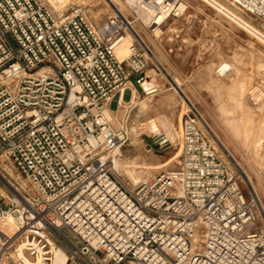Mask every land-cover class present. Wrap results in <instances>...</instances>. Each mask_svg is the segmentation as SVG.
I'll return each instance as SVG.
<instances>
[{"label": "built area", "instance_id": "1", "mask_svg": "<svg viewBox=\"0 0 264 264\" xmlns=\"http://www.w3.org/2000/svg\"><path fill=\"white\" fill-rule=\"evenodd\" d=\"M227 1L264 23V0ZM122 2L94 23L82 8L0 0V157L37 192L0 172V264H55L59 251L65 264H264L260 199L252 185L243 191L245 170L191 101L177 170L134 188L115 175L130 117L114 113L131 107V77L171 79L140 32L155 38L188 9L186 0Z\"/></svg>", "mask_w": 264, "mask_h": 264}, {"label": "rangeland", "instance_id": "2", "mask_svg": "<svg viewBox=\"0 0 264 264\" xmlns=\"http://www.w3.org/2000/svg\"><path fill=\"white\" fill-rule=\"evenodd\" d=\"M44 1L57 14L85 9L94 23L106 20L114 14L116 8L124 10L122 0H65L62 7L55 6L51 0ZM216 2L235 19L208 1L186 0L188 9L184 18L174 23L195 24L196 27L189 32L192 39L198 37V25L207 24V29L212 30L211 33L221 41V75L192 80L158 76L153 70L147 72L151 81L158 84L157 91L146 94L138 86V103L131 104L128 110L120 109L114 113L121 121L127 115L130 117V138L122 148L113 152L116 160L114 173L125 185L134 188L141 183L153 181L162 173L177 170L182 158L183 117L188 111L186 103L189 100L200 109L211 129L240 162L247 174L242 189L248 194L252 185L264 210V40L239 22L248 25L262 36L264 23L244 14L227 0ZM165 29L166 27L162 28L163 31ZM174 32L181 35L178 30ZM140 33L149 45L154 44L153 36L143 30ZM182 34L189 35L187 31H182ZM161 35L162 31L158 30L156 36ZM207 37L209 32L205 38ZM193 49H197L200 54L209 55L212 48L195 45ZM157 55L158 60L165 63L163 56L158 53ZM211 73L208 71L207 74ZM133 81L137 83L135 78ZM131 97V92L127 91L124 100L129 101ZM111 109H116V101L111 104ZM151 121L155 122L153 125L160 131L168 132L173 138L170 147L157 148L150 132L142 133L137 129L138 125ZM163 164L165 167L160 169L159 166ZM0 172L16 186L37 195L33 185L2 157ZM263 210L258 223V228L262 230ZM5 264L12 262L6 261Z\"/></svg>", "mask_w": 264, "mask_h": 264}, {"label": "crops", "instance_id": "3", "mask_svg": "<svg viewBox=\"0 0 264 264\" xmlns=\"http://www.w3.org/2000/svg\"><path fill=\"white\" fill-rule=\"evenodd\" d=\"M206 25L207 24L205 23L198 25V30L200 32L197 35L198 37H196L197 39H192L190 37L192 34L189 32L192 31V28L196 27L193 23H183L181 25L175 23L167 24L165 26L166 29L164 31L161 30V36H156L155 38L153 37L154 44L150 46L156 56H158V53L165 59V63L161 62V64L170 77L174 76L182 79L198 80L208 77L215 78L216 75H221V41L219 38H216L213 33H211L212 30L209 28L207 29ZM172 30L173 32H171ZM176 30L181 32V35L175 34L174 31ZM182 31H187L189 35L182 34ZM207 32H209V37L205 38V36H207ZM179 36L181 37L180 39ZM210 36H213V38ZM195 45H204L212 49L210 50L209 55L204 53L200 54L197 49H193ZM208 71L212 72L211 75L207 74ZM134 78L137 80L138 77H131L127 91H130L131 94L135 93L138 95L139 87L137 83L133 81ZM132 101L131 97V99L129 101H125V103L131 104Z\"/></svg>", "mask_w": 264, "mask_h": 264}, {"label": "bare ground", "instance_id": "4", "mask_svg": "<svg viewBox=\"0 0 264 264\" xmlns=\"http://www.w3.org/2000/svg\"><path fill=\"white\" fill-rule=\"evenodd\" d=\"M52 3L57 6V7H62L65 3V0H51ZM204 1H208L212 6H215L216 8H218L221 12H224V13H228V11L222 7L219 3L216 2V0H204ZM64 3V4H63ZM60 11V10H59ZM229 14V13H228ZM230 15V14H229ZM232 18H234L232 15H230ZM235 19V18H234ZM241 23L247 30H250L252 31V33L256 34V36H259L260 39L264 40V36L260 35L258 32L254 31V29H252L251 27H249L248 25L242 23V22H239ZM132 41L131 37H127L124 42L120 45V47L118 48L117 50V55L118 57L121 59V60H124L126 58L129 57V47L131 44H129L130 42ZM132 43V42H131ZM125 57V58H123ZM123 58V59H122ZM149 77V74H147V78ZM150 78V77H149ZM146 84H150V85H155V87H157V83H153V80L152 81H148L147 80V83ZM138 99V95L135 94V98L133 99L132 101V105H136L138 103L137 101ZM153 124H155L154 121H151V123L149 122H146V123H143V124H140L137 126V129L140 131V132H150L151 135L154 137V138H158L159 139V136L160 135H163V138L162 139H159L158 142L161 146H163L165 143H169L170 145L172 144L173 142V138L170 136V134L167 132V133H163L162 131H160L156 126H154ZM135 132V131H134ZM114 164H115V167L116 168V160H114ZM161 165V164H160ZM165 165L163 164L162 166H159V168H164ZM148 168V167H146ZM5 227L6 229H8V232H10V234H13L15 232V225H14V222L12 219H9L6 224H5ZM66 263V255L62 252V251H59L57 253V256H56V260H55V264H65Z\"/></svg>", "mask_w": 264, "mask_h": 264}, {"label": "water", "instance_id": "5", "mask_svg": "<svg viewBox=\"0 0 264 264\" xmlns=\"http://www.w3.org/2000/svg\"><path fill=\"white\" fill-rule=\"evenodd\" d=\"M147 83V80L145 79V76L144 75H140L138 78H137V85L140 87V89L146 93V94H149V93H155L157 91L155 85H150V84H146ZM163 138V135H160L159 136V139H162ZM158 138H152V141H153V144L159 148V149H166L168 147H170L171 145L169 143H165L163 146H161L158 142L159 140Z\"/></svg>", "mask_w": 264, "mask_h": 264}]
</instances>
